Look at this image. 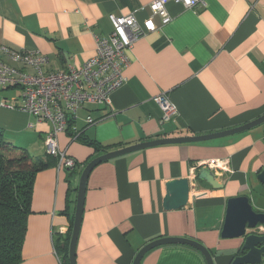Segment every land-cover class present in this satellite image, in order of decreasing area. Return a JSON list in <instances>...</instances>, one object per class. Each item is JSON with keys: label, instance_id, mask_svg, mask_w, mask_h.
<instances>
[{"label": "crops", "instance_id": "crops-1", "mask_svg": "<svg viewBox=\"0 0 264 264\" xmlns=\"http://www.w3.org/2000/svg\"><path fill=\"white\" fill-rule=\"evenodd\" d=\"M153 1L0 0V46L47 55L50 72L93 57L94 37L112 31L111 15H132L140 25L151 18L157 27L126 52V82L109 104L79 110L57 135L59 150L76 165L68 170L56 163L35 176L19 264H61L55 243L63 249L71 235L79 176L90 160L139 143L228 131L264 115V0H204L197 10L169 3L166 24L149 10ZM160 94L176 110L167 121L154 102ZM18 95L0 91V132L13 146L30 155L37 149L32 156L42 157L50 125L1 106L17 102ZM87 117L98 121L87 125ZM214 159L228 167L215 172L219 190L196 179L198 164ZM262 171L264 123L233 136L101 162L86 181L76 264H132L140 249L162 238L196 241L214 264H231L241 240L220 236L226 204L246 197L255 212L264 213ZM178 179L189 181L190 198L183 208L164 211L166 183ZM139 264L206 262L190 246L168 245L149 251Z\"/></svg>", "mask_w": 264, "mask_h": 264}, {"label": "built area", "instance_id": "built-area-1", "mask_svg": "<svg viewBox=\"0 0 264 264\" xmlns=\"http://www.w3.org/2000/svg\"><path fill=\"white\" fill-rule=\"evenodd\" d=\"M175 3L186 9L197 10L204 6V0H155L149 5L153 16H158L162 24L170 21L165 7ZM112 31L107 37L95 36V55L81 66L68 65L61 72H50V59L38 52H28L0 46V90L19 91L17 102H1V106L28 114L36 123H48L50 130L43 140L45 153L57 160L58 167L72 170L75 163L61 152L57 135L67 130L69 122L76 120L79 110L86 107H105L111 95L125 82L123 73L128 64L126 52L136 41L157 27L151 18L143 25L132 15L110 16ZM162 112V121L169 120L176 110L165 94L154 98ZM98 120L86 118L87 125ZM32 127V125H29ZM206 167L216 172L228 169L225 160L200 162L198 168ZM264 236V226L254 229ZM61 263V262H60ZM262 264H264V259Z\"/></svg>", "mask_w": 264, "mask_h": 264}, {"label": "water", "instance_id": "water-1", "mask_svg": "<svg viewBox=\"0 0 264 264\" xmlns=\"http://www.w3.org/2000/svg\"><path fill=\"white\" fill-rule=\"evenodd\" d=\"M263 123L264 115L260 116L250 123L228 131L209 135L159 139L150 142L139 143L106 153L102 156L90 160L88 163H86L82 172L80 173L77 184L72 231L68 245L69 264H76L75 250L83 213L86 181L88 175L96 165L107 160H111L133 152L156 146L201 143L214 139L233 136L251 130ZM260 178L264 180V171L260 173ZM196 179L198 182L205 184L213 190L222 189V185L218 181L215 173L206 167H201L197 170ZM189 186V181L187 179L168 181L165 186L166 196L163 199L162 203L163 210L174 211L186 206L190 198ZM258 225L264 226V213L255 212L246 197H236L228 199L220 236L222 239L241 240L240 248L238 250L239 255L233 258L231 264H262L264 259V236L255 233L254 229ZM168 245L190 246L196 249L202 255L206 264H214L212 255L207 248L196 241L182 238H162L148 243L139 250L132 264H139L144 255H146L149 251L158 247Z\"/></svg>", "mask_w": 264, "mask_h": 264}, {"label": "trees", "instance_id": "trees-1", "mask_svg": "<svg viewBox=\"0 0 264 264\" xmlns=\"http://www.w3.org/2000/svg\"><path fill=\"white\" fill-rule=\"evenodd\" d=\"M0 264H19L22 261V246L26 234V221L30 211L35 176L57 163L44 154L30 155L25 149L7 142L0 132ZM79 140V136H72ZM85 144L96 150L102 149L91 140ZM72 228V220L70 222ZM70 234L62 245L55 243V253L62 252L61 264H69L68 245ZM62 249V250H61Z\"/></svg>", "mask_w": 264, "mask_h": 264}, {"label": "rangeland", "instance_id": "rangeland-1", "mask_svg": "<svg viewBox=\"0 0 264 264\" xmlns=\"http://www.w3.org/2000/svg\"><path fill=\"white\" fill-rule=\"evenodd\" d=\"M1 91V90H0ZM19 148V147H18ZM37 152H38V150L36 149L35 151L34 150H30V153L32 154V155H34L35 153L37 154Z\"/></svg>", "mask_w": 264, "mask_h": 264}, {"label": "bare ground", "instance_id": "bare-ground-1", "mask_svg": "<svg viewBox=\"0 0 264 264\" xmlns=\"http://www.w3.org/2000/svg\"><path fill=\"white\" fill-rule=\"evenodd\" d=\"M1 135V134H0Z\"/></svg>", "mask_w": 264, "mask_h": 264}]
</instances>
